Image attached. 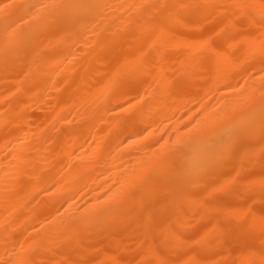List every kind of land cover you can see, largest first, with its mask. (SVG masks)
<instances>
[{"label": "bare ground", "instance_id": "1", "mask_svg": "<svg viewBox=\"0 0 264 264\" xmlns=\"http://www.w3.org/2000/svg\"><path fill=\"white\" fill-rule=\"evenodd\" d=\"M262 9L0 0V264H262Z\"/></svg>", "mask_w": 264, "mask_h": 264}, {"label": "snow or ice", "instance_id": "2", "mask_svg": "<svg viewBox=\"0 0 264 264\" xmlns=\"http://www.w3.org/2000/svg\"><path fill=\"white\" fill-rule=\"evenodd\" d=\"M8 7V6H6ZM261 16L264 18V9L261 11ZM262 80H264V77H262ZM261 95H262V100H261V133L264 135V85H262L261 88ZM260 225L262 228H264V218H261ZM264 264V262H262Z\"/></svg>", "mask_w": 264, "mask_h": 264}]
</instances>
